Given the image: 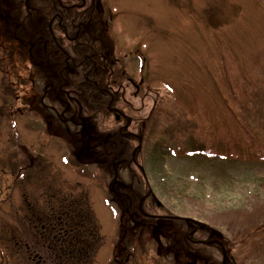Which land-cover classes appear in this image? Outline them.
<instances>
[{
	"label": "rangeland",
	"instance_id": "obj_1",
	"mask_svg": "<svg viewBox=\"0 0 264 264\" xmlns=\"http://www.w3.org/2000/svg\"><path fill=\"white\" fill-rule=\"evenodd\" d=\"M114 4L119 19H130L138 28L143 25V35L148 32L152 42L149 59L144 52L149 67L143 69L142 61L138 66L135 60L134 71L137 81L150 73L153 101L144 106L157 107L164 114L154 123L143 155L161 206L182 217L213 222L224 234L228 229L234 236L254 234L247 245L236 243L235 258L228 260L230 264H264V236L257 232L264 224V0H109L111 14ZM118 15H113L109 26L126 61L135 43L141 47L137 35L142 31H124L115 23ZM4 79L0 71V264H31L30 259L42 258L34 250L40 245L36 247L28 223L30 209L39 213L47 208L39 185L45 180L64 190L73 188L68 193H75L74 203L86 193L103 237L94 254L95 264H107L122 251L117 248L119 221L114 223L113 215L119 209L114 196L106 184L103 188L80 174L69 158L68 163L63 161L62 154L69 153L61 138L63 124L42 119L36 103L23 106L21 115L14 99L17 92ZM131 98L133 90L128 88L126 99ZM134 105L141 107L139 101ZM44 107H49L48 101ZM67 127L72 129L70 124ZM192 136L197 145L182 143ZM18 142L35 153L32 166ZM195 147L222 162L181 154L184 148ZM87 170L96 173L92 167ZM78 206L86 209L84 204ZM59 208L58 213L64 214ZM252 208L257 222L243 217L242 223L231 225L239 218L237 211ZM30 226L39 234L36 222ZM158 238L164 245L169 241L166 235L152 237L151 230L143 231L141 240L149 244L154 239L156 244L151 243L144 258L135 251L136 263L169 264L171 256L165 246L157 245ZM213 260L219 264L220 255Z\"/></svg>",
	"mask_w": 264,
	"mask_h": 264
},
{
	"label": "flooded vegetation",
	"instance_id": "obj_2",
	"mask_svg": "<svg viewBox=\"0 0 264 264\" xmlns=\"http://www.w3.org/2000/svg\"><path fill=\"white\" fill-rule=\"evenodd\" d=\"M107 3L106 0H0V56L7 78L4 81L10 82L12 89L29 84L34 95L25 101L38 102V111L52 122L70 124L74 131L80 132L88 123L105 127L107 120H111L109 135L117 138L119 132L121 138L138 142L153 130V107L144 106L153 101L152 77L147 72L140 81L136 79L135 60L138 56L144 58L140 49L132 50L124 61L112 34L113 26H109L114 20ZM24 64L29 66L28 77L24 75ZM128 88L133 90L135 99H126ZM135 101L141 107L135 106ZM147 111V115L139 116ZM106 144L107 140L98 139L95 146L106 150ZM111 144L116 152H121L118 142ZM125 148H129L127 143ZM145 212L143 215L126 206L133 223H140L144 217L130 239L147 245L149 241L141 237L143 231L151 230L153 237L166 235L169 253L184 250L185 239L193 245L192 251L211 246V238H204L201 229L193 235L183 233L188 229L186 222L171 213ZM174 221L180 224L174 225ZM193 257L194 262L189 264H199L201 258L194 253Z\"/></svg>",
	"mask_w": 264,
	"mask_h": 264
},
{
	"label": "trees",
	"instance_id": "obj_3",
	"mask_svg": "<svg viewBox=\"0 0 264 264\" xmlns=\"http://www.w3.org/2000/svg\"><path fill=\"white\" fill-rule=\"evenodd\" d=\"M126 141H123V146H125ZM99 148V146H98ZM123 152L129 153L128 150L122 147ZM113 150L104 147L99 148L97 152L90 151L89 155L95 153L100 155V159L104 160L106 167V179L113 178L115 174L113 165L118 162V159L112 155ZM89 176V174H87ZM132 185H137L134 176L130 178ZM128 184L130 188L131 185ZM144 190V192H143ZM129 190L120 192V196L125 199V196L129 195ZM148 193L145 188H140L138 193L134 192L131 196V202L138 209V205L141 197ZM137 194V195H136ZM127 200L129 198H126ZM151 198H149L144 204L143 208L145 211H152L154 205L151 203ZM66 202H71L65 204ZM126 201H124V204ZM78 204H84L86 209L80 208ZM47 208L43 211L37 213V211L30 209V225L34 222L40 226L39 234L35 232L32 226L29 225L31 229V234L35 235L36 241L35 245L39 248L34 249L37 255L40 257H35L30 259L31 264H95L94 254L96 252L97 246L103 242L101 236V229L98 221L91 211L87 200H77L76 203L73 201H68L67 199H56L53 194L49 196V199L44 202ZM57 205L60 206L64 214H60L57 211ZM31 208V206H30ZM39 214V215H38ZM237 217L231 225L243 222V217H245L249 222H257L256 209H247L246 211H237ZM257 232L260 236H264V224L260 225ZM255 227H257L255 225ZM255 227L252 232L255 231ZM37 228V227H36ZM54 228H57V233L54 232ZM35 229V228H34ZM213 232L211 230H206L204 232V238L210 237ZM18 238L17 235L14 239ZM236 242L240 244V247L246 243L247 233H237L235 236ZM234 246V245H233ZM235 248V247H234ZM31 250V249H28ZM229 251V250H228ZM234 249L229 252L230 256H234ZM39 258V259H37ZM39 260V261H38ZM244 264V263H238Z\"/></svg>",
	"mask_w": 264,
	"mask_h": 264
}]
</instances>
